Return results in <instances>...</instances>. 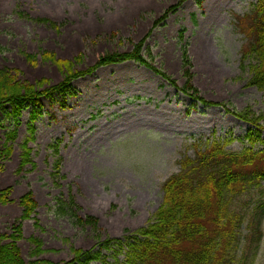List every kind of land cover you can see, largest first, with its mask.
Instances as JSON below:
<instances>
[{
    "label": "rangeland",
    "instance_id": "rangeland-1",
    "mask_svg": "<svg viewBox=\"0 0 264 264\" xmlns=\"http://www.w3.org/2000/svg\"><path fill=\"white\" fill-rule=\"evenodd\" d=\"M256 1L0 0V67L36 89L61 83L68 64L85 71L105 55L139 46L174 81L128 59L77 77L64 93L44 95L18 120L10 105L0 111L1 144L18 127L0 176V190L12 188L11 202H0V233L22 222L17 244L26 264H77L74 249L101 251L103 260L92 264H120L119 245L149 225L163 184L184 154L193 155L195 141L232 138V152L249 146L245 137L255 126L231 111L264 114V92L248 85L241 56L247 40L239 17ZM34 110L32 162L20 170ZM29 192L37 208L22 219L20 199ZM56 198H73L80 217L96 222L76 225L56 215ZM262 230L250 264H264V220ZM32 237L43 242L39 255Z\"/></svg>",
    "mask_w": 264,
    "mask_h": 264
},
{
    "label": "trees",
    "instance_id": "trees-1",
    "mask_svg": "<svg viewBox=\"0 0 264 264\" xmlns=\"http://www.w3.org/2000/svg\"><path fill=\"white\" fill-rule=\"evenodd\" d=\"M244 23L242 32L247 43L242 51V66L248 67L251 77L248 85L264 92V0H257L253 8L239 17ZM128 59L141 62L164 77L168 76L152 66L141 54L140 46L129 53L108 54L85 71H76L68 64V73L58 85L36 89L21 82L10 69L0 67V111L11 106L10 115L18 120L29 105H39L44 95L64 93L71 82L82 75L92 73L99 66L119 63ZM72 69V70H71ZM183 91L194 96L189 89ZM196 94V93H195ZM209 104L206 101H203ZM236 117L252 123L245 137L247 147L240 152L227 150L232 138L193 143L194 153L184 154L179 169L163 184V202L146 227L127 237L124 243L125 260L120 264H250L263 237L264 220V114L250 110L231 111ZM39 112L34 110L30 124L31 136L23 144L20 165L32 162L30 142L34 140ZM3 122L0 120V129ZM18 138V127L5 132V142L0 137V176L4 161L11 157ZM12 188L0 190V202H11ZM24 208L22 219H29L37 208L31 192L20 199ZM55 213L69 216L76 225L95 223L93 217L85 220L77 212L74 199L56 198ZM246 225V227H245ZM244 228L247 230L244 233ZM23 237L22 222L14 225L13 233H0V264H26L17 241ZM10 239L6 244L4 240ZM34 254L43 252V242L31 238ZM111 240L103 243L110 247ZM74 263L92 264L103 260L101 251L74 249ZM40 262V261H38Z\"/></svg>",
    "mask_w": 264,
    "mask_h": 264
}]
</instances>
